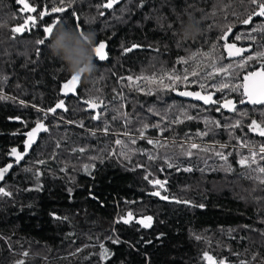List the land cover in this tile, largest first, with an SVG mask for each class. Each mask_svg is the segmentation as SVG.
I'll return each instance as SVG.
<instances>
[{"label":"trees","instance_id":"16d2710c","mask_svg":"<svg viewBox=\"0 0 264 264\" xmlns=\"http://www.w3.org/2000/svg\"><path fill=\"white\" fill-rule=\"evenodd\" d=\"M106 2L77 0L64 13L37 20V28L20 34L10 29L22 26L18 17L26 14L20 12L17 0H0V21H7L6 27H0V78L7 77L0 90L11 98L0 100V168L14 163L11 148L21 153L22 134L38 119L49 127L28 156L0 181L12 194L0 195V264H96L101 244L113 254L100 264H208L205 252L216 260L225 259V264H264V199H260L264 185L250 179L257 173L239 163L251 149L258 154V163L264 164L259 157L264 137L247 127L253 119L264 124V106L241 105V90L231 91V81L223 73L206 78L213 71L211 58L198 56L196 61L177 63L197 52L210 53L217 67L232 60L222 48L225 41L218 39V26H226L221 5L217 0H147L141 8L140 0H119L112 9L96 7ZM30 3L42 10L59 0ZM238 5L236 0L234 6ZM214 6L216 15H212ZM73 12L79 14L78 21ZM189 14L200 22L201 31L193 40L180 41L177 33ZM53 17H65L61 23L74 29L78 22L96 32V43L107 45L108 59H95V72L81 78L75 94L66 98L62 89L71 75L47 47L35 44ZM227 22L234 25L233 33L242 35L235 40L230 33L229 41L238 46L264 44L259 33H253L254 42L247 39L246 30L252 25L233 15L227 16ZM133 43L142 47L122 51V45ZM213 44L218 45L215 50ZM232 68L241 71L235 62ZM186 69L189 73L195 69L198 75L189 74L188 82L177 83L175 90L135 80L142 74L159 76L174 70L183 75ZM222 80H228L229 89L218 92L211 87ZM197 81L215 100L232 99L236 110L217 111L218 105L181 99L178 91H202ZM89 99L103 103L87 110L84 103ZM60 100L64 108L48 111ZM237 121L242 123L231 127ZM149 139L156 143L149 144ZM193 143L196 148H191ZM149 155L154 159L149 160ZM165 156L173 167L167 166ZM28 168L40 175L25 171ZM157 179L164 187L149 182ZM153 191L169 199L153 196ZM129 212L132 222L124 224L121 218ZM147 216L153 218L151 227L135 223ZM112 237H119L121 243L113 244Z\"/></svg>","mask_w":264,"mask_h":264},{"label":"snow or ice","instance_id":"6c2138e0","mask_svg":"<svg viewBox=\"0 0 264 264\" xmlns=\"http://www.w3.org/2000/svg\"><path fill=\"white\" fill-rule=\"evenodd\" d=\"M39 3V0H37ZM77 2V0H59L58 4L53 5L50 9L45 5L44 10H39L37 6H33L30 3V0H17V3L21 4L22 7L20 9V12L27 11L28 13H36L37 15H29V16H21L18 17L24 21L23 26H13L11 27L12 33H20L23 34L26 31H31L34 28L38 27L37 20L43 21L45 17L50 16L52 13H64L67 9L72 8L73 5ZM119 3V0H107L106 3L97 4L96 7L98 9L104 8V9H112L113 5ZM147 3V0H140L139 7H143L144 4ZM217 3L221 5V11L224 12L225 15V22L226 26H218L221 27L220 35L218 36L219 40H224L225 43L222 45V48L225 52H227V56L229 58H235L239 57V59H236L235 61L229 60L227 66H225L223 63H220L219 67H217V59L215 57H211L210 53L207 52H197L193 53L191 56H189L187 59L178 60L177 63H185L187 64L189 60L196 61V58L198 56H203L204 58H211L212 59V72H208L206 74V78H211L216 75L224 74L226 77L229 78L231 81V88L230 83L228 80H222L221 82L211 85V87H215L216 91L222 92L224 89H229L233 92H239V90L242 88L243 91L240 92L241 99H239L240 104H251L253 106L260 105L264 106V44H261L259 46L249 45V46H240L238 47L237 44L234 41H229V34L232 33L235 36V40H241L242 35H237L233 33V27L234 25L232 23L227 22V16L233 15L237 18V20L244 24V25H252V27L247 31V39L251 41L256 40V36L253 35V33H259L260 39L264 40V0H239V5L234 6L236 3V0H217ZM246 6V7H245ZM242 9V11L240 10ZM101 15H103V12H100ZM216 7L214 6L212 15H216ZM73 16L76 18V20H79V14L73 12ZM256 18H260L257 20ZM62 19H66L65 17H53L52 22L50 24H46L42 28V33L35 39V44L38 46H44L47 47V43L49 41V37L52 34L55 26L59 23H61ZM75 29L79 30L81 32L86 31L84 27L79 24L78 22L75 24ZM15 38V37H13ZM122 51L124 53H130L134 49L142 47V45L133 43L129 47H124L123 45ZM218 47V45L213 44L212 48L215 50ZM253 47H258V50L253 51ZM107 48L106 43L104 42H98L95 44V47L93 49L95 53V57L98 58L99 61H105L108 59V53L105 51ZM244 53H247V55H243ZM39 51L37 52V56L39 57ZM219 59L222 61L224 59L223 53L220 54ZM259 62V66H255L256 62ZM235 62L236 67L240 69V72H235L232 68V64ZM246 70V71H245ZM189 74L193 77L197 76L198 73L195 69H193L190 73L188 70H185V73L183 75L177 73L175 70L172 72H163L159 76L157 75H140L135 78L137 81H145L148 84H158V86L161 89H172L175 90L174 86L177 83L181 82H188V76ZM240 76L243 78L242 83H236L237 80H239ZM80 77L78 76H70V78L67 80L66 83H64L63 88L65 94L69 91H75V85L77 82L80 81ZM130 84L133 83V77L129 76L126 78ZM165 81H168V83H165ZM7 82V77L0 78V86L5 84ZM198 87L206 93V85L204 83L198 82ZM137 90H139V86H137ZM151 89L149 90V92ZM202 91H178L177 94L180 96H188L192 97L195 100L203 101L204 105H211L215 104L218 105V107L215 109L217 111H220L221 109H227L228 111H234L236 110V103L233 102L232 99L227 97L218 98L216 100L213 99V94L206 93L202 94ZM246 98V99H245ZM11 99L10 97L3 94L2 90H0V100H7ZM21 103H23L21 101ZM85 103L88 104L90 108H96L99 107L103 101H99L98 99H89L85 101ZM64 108V101L60 100L56 103L54 108H50L48 111L52 113H56V109H62ZM66 110V109H65ZM39 111V109H38ZM186 114V113H185ZM48 112L44 113L45 118L47 117ZM240 115L242 117L247 116L246 112H241ZM261 115L264 116V112H261ZM97 116H92L91 119H97ZM114 119L116 117H113ZM189 119H192L191 116L188 117ZM127 123V121H125ZM208 123V121H206ZM242 123V121H237L236 124L231 125V127L235 128L239 126ZM83 127V125H78ZM155 127H159V125H154ZM220 125L217 124V127ZM97 128L99 125L96 126ZM145 128H147V125H144ZM249 131L256 132L259 136L264 137V124L258 123L255 119L251 121L250 125H247ZM105 129L107 130V125H105ZM40 132H49V127H47L44 123H42L39 119L35 122V127L32 128L31 131L27 132V140L24 143L25 149H29L32 147V145L36 141L37 133ZM95 135V133H92ZM206 134V133H205ZM140 137L144 138V132L143 130L140 131ZM116 143L119 145L121 143L120 140H117ZM149 144H155L156 142L152 139L148 140ZM59 146V145H58ZM197 145L193 143L191 145V148H196ZM221 147H224V145H221ZM80 151H83V148L80 149ZM187 155H192L191 152L186 153ZM10 155L15 157V161L17 164L20 163V161L24 158L18 151L16 147H12L10 151ZM257 153L250 149V156L243 158L239 161L240 165L247 166L250 170V172H255L257 175L255 177H249L250 179H253L256 183L259 185H264V164H259L257 161ZM221 159H224L227 161V157L223 154H220ZM259 157L261 160H264V142H262L261 147L259 148ZM149 160L154 159L151 155L148 156ZM164 159L168 162L167 166L169 168L173 167V163L171 162V158L165 156ZM40 164H44L45 161L41 160L39 161ZM252 165H256L255 168H252ZM13 167V164L9 163L6 167L0 168V181H4L6 178V173L9 172V169ZM184 171H191V168H185ZM25 171H33V174L35 176H39L40 172L35 171L31 168L25 169ZM147 178V177H146ZM150 183H153L154 185H158L161 188L164 187V183L160 180H154L149 181ZM32 190V189H29ZM35 190H39V187H37ZM256 189H253L255 191ZM264 191V189H261ZM71 192V190H69ZM153 196H160L161 199L167 200L169 199L167 196H161L159 191H153L150 193ZM0 195L4 197L11 196L10 191H6L4 187L0 186ZM260 199H264V197H261ZM177 203H180L179 200L176 201ZM188 203V202H185ZM200 207H203V205H200ZM133 214L131 212L128 213L127 218H121L124 224H129L132 222ZM54 219H61L60 217L54 216ZM64 219H67L66 217ZM152 217L147 216L143 219L136 220L135 223L140 224L143 228H149L151 227L152 223ZM262 222H264V219H262ZM264 234V233H262ZM163 235V234H161ZM199 239V237H197ZM111 242L113 244H119L121 243L119 237H112ZM152 241H145V243H151ZM134 247V246H133ZM101 252L98 254L100 259L96 261V264H100L101 260H107L110 255L113 253L106 247H104L103 244L100 245ZM24 256H28V252L23 253ZM203 259L208 262V264H225V259L216 260L211 255H209L207 252L203 254ZM255 260L256 257H253ZM18 264H25L24 261H19ZM231 264V262H229ZM240 264H247L245 261H240Z\"/></svg>","mask_w":264,"mask_h":264},{"label":"clouds","instance_id":"9594fccd","mask_svg":"<svg viewBox=\"0 0 264 264\" xmlns=\"http://www.w3.org/2000/svg\"><path fill=\"white\" fill-rule=\"evenodd\" d=\"M86 23L91 21L86 20ZM7 21H0V27H6ZM200 22L191 14L182 22L177 33L180 41L193 40L200 34ZM47 48L50 56L58 59L63 70L69 75L87 78L96 70L95 53L96 32L79 31L71 25L57 24L49 37Z\"/></svg>","mask_w":264,"mask_h":264},{"label":"water","instance_id":"95a60500","mask_svg":"<svg viewBox=\"0 0 264 264\" xmlns=\"http://www.w3.org/2000/svg\"><path fill=\"white\" fill-rule=\"evenodd\" d=\"M237 46H238V45H237ZM238 47H240V46H238ZM105 51L107 52V48L105 49ZM224 52H225V51H224ZM225 54L227 55V52H225ZM244 54H246V53H244ZM244 54H243V55H244ZM228 58H229V57H228ZM95 59H96L97 61H99L97 57H95ZM229 59L236 60V59H239V57L229 58ZM100 62H102V61H100ZM69 78H70V77H69ZM69 78H68V79H69ZM68 79H67V80H68ZM67 80H66V82H67ZM80 80H81V79H80ZM66 82H65V83H66ZM79 82H80V81H79ZM79 82H77V84L75 85V91H74V92H73V91H69V92H67V94H65V92H64V88H63V89H62V94H63V96H64L65 98H66V97L73 96V95L75 94V92H76V88H77ZM242 82H243V78L241 79V83H242ZM240 90H241V92L243 91L242 88H241ZM183 91H185V90H183ZM187 91H198V90H187ZM202 94H206V93H203V92H202ZM211 94H213V93H211ZM179 96H180V95H179ZM180 98L183 99V100H186V101H190V102H193V103H196V104L202 105V106H214V105H215V104L204 105V104H203V101L195 100V99H193L192 97H188V96H180ZM213 99L215 100V98H214V94H213ZM245 99H246V98H245ZM84 104L86 105L87 110H92V109H93V108H90V107L88 106L87 103H84ZM241 105H243V106H253V105H251V104H241ZM256 106H258V105H256ZM223 110H225V111H227V112H231V111H228L227 109H223ZM34 127H35V125L32 126L31 128H29L26 132H24V133L22 134L23 141H22V151H21L20 154H21L24 158H25L26 156H28V154H29L30 151H31V148H33V147L37 144L39 137H40V136L42 135V133H43V132L37 133L35 143L32 145L31 148H29V149H25V147H24V143H25V141L27 140V135H26V133L29 132V131H31L32 128H34ZM24 158H23V159H24ZM23 159H22V160H23ZM22 160H21V161H22ZM15 164H17L16 161H14L13 165H15Z\"/></svg>","mask_w":264,"mask_h":264},{"label":"rangeland","instance_id":"374dc122","mask_svg":"<svg viewBox=\"0 0 264 264\" xmlns=\"http://www.w3.org/2000/svg\"><path fill=\"white\" fill-rule=\"evenodd\" d=\"M19 4V3H18ZM19 6H20V8L22 7V5L21 4H19ZM23 14H26L25 15V17L26 16H29V15H32L31 13H28L27 11H25V12H22ZM253 133H256V132H253ZM116 136V135H115Z\"/></svg>","mask_w":264,"mask_h":264},{"label":"flooded vegetation","instance_id":"af4514ba","mask_svg":"<svg viewBox=\"0 0 264 264\" xmlns=\"http://www.w3.org/2000/svg\"><path fill=\"white\" fill-rule=\"evenodd\" d=\"M42 10H44V8H42ZM23 26V25H22Z\"/></svg>","mask_w":264,"mask_h":264}]
</instances>
